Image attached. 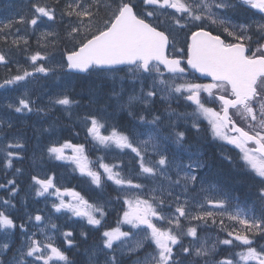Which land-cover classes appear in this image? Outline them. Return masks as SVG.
<instances>
[{
  "label": "snow or ice",
  "instance_id": "snow-or-ice-1",
  "mask_svg": "<svg viewBox=\"0 0 264 264\" xmlns=\"http://www.w3.org/2000/svg\"><path fill=\"white\" fill-rule=\"evenodd\" d=\"M42 26V50L30 51L26 29ZM0 42L9 49L0 50V65L13 63V49L28 64L0 82L18 93L0 104L3 167L13 169L25 149L11 117L43 121L58 107L69 117L74 107L89 109L80 119L92 150L105 153L92 161L85 144L70 139L39 149L41 162L73 165L90 195L58 184L51 170L30 175L24 198L22 169L0 182V264H264V0H28L26 14L0 20ZM81 73L71 93L59 82ZM49 79L60 91L40 83ZM181 102L193 111L172 108ZM117 112L127 130L107 123ZM201 117L212 141L239 149L248 192L213 179L206 144L189 140ZM114 150L129 151L131 161H108ZM28 196L43 198L48 213L29 211ZM112 205L116 226L105 227ZM53 216L89 231L61 230ZM92 230L99 242L88 245Z\"/></svg>",
  "mask_w": 264,
  "mask_h": 264
},
{
  "label": "rangeland",
  "instance_id": "rangeland-1",
  "mask_svg": "<svg viewBox=\"0 0 264 264\" xmlns=\"http://www.w3.org/2000/svg\"><path fill=\"white\" fill-rule=\"evenodd\" d=\"M7 2V0H6ZM61 2H63V0H61ZM51 3H55V0H53V2ZM12 13H9V17H11ZM2 20V19H0ZM39 31L40 32H43L42 28H39ZM57 31H61V34L63 35V32L62 30L59 28V25L57 27ZM8 47V46H7ZM63 47V45H62ZM59 56H60V52H57V59H59ZM189 79H193V78H189ZM59 82H64V83H67L69 85V88L71 86V82L70 80L67 79V77L61 75V79ZM58 82V83H59ZM197 82V81H196ZM41 84H48V85H52L51 87V92L53 94L57 93L58 91H60V89L58 87H56L55 85H53V81L51 79L47 80V81H44V80H41L40 81ZM203 83V82H202ZM119 87V85H118ZM68 88V90H69ZM129 89V88H128ZM44 91H47L48 89H43ZM130 90V89H129ZM2 94V101H3V104L6 103L7 99H10L12 98L13 96V92L11 91H2L1 92ZM11 95V96H10ZM48 101V97L47 96H43V103H47ZM158 107H161L160 105H158ZM174 108V107H172ZM176 109L177 111L179 112H192L193 109L192 108H189L186 106V104L184 102H181L180 106L179 107H176L174 108ZM54 113L56 114H64V115H67L66 113H64L59 107L53 111ZM74 110L72 109V114H73ZM52 113V112H51ZM0 115H3V114H0ZM118 117H121L119 115V112L116 113L115 117L112 118V119H108V121H117ZM57 118L59 119V121L63 120V118H59L58 116H56L54 119H52L50 116L46 117L43 121H41L38 117L36 118V123H35V132H45L43 131V129H47L49 128L50 126L53 127V130L51 132H46L45 133V143L44 144H39L37 141H34L32 143V153L29 155V162H30V166L34 169L33 172L31 174H39L41 176H43L46 172L43 170V166L39 163V160H38V155H39V149L42 148L44 145L48 144L50 141L52 140H58L61 136V132L59 130V128L57 127V125L55 124V121L57 122ZM12 119V118H11ZM181 123H184V122H181ZM22 125H24V123H22ZM46 126V127H45ZM190 127V122H188V125ZM200 126H205V129L203 131H201L199 134H194V133H189V140L190 141H194L195 139H198L200 141H203L204 143L208 142V140L210 139V136H209V125H208V121L207 119H204L203 117H201V124ZM13 134H17V139H20V141L23 143V135L22 133H13ZM218 142V144H223L222 141H216ZM232 148H234V146L230 145ZM3 147V144L0 143V148ZM221 149H223V151H228V147L227 145H224L223 147H221ZM206 153L208 154V152L206 151ZM116 158V155H111V154H108L107 155V159L113 161V159ZM3 160V152L0 151V161ZM60 164H62L63 166L66 165L67 162H62V161H59ZM226 161H222L221 164L223 165ZM212 167H215V166H212ZM225 168V164L223 165V167H221V170H223ZM230 171H231V174H232V177H233V181L231 182V186H246L247 189H250L249 188V184L247 182H245L244 180L241 179L240 176H238V172H236L235 168L234 167H230ZM212 172V176H213V179L215 180H218L224 187L225 189H227L230 185L227 183V182H223L221 181L216 173H214L213 171ZM220 173V172H218ZM28 176V184L24 186L23 188V191L21 192L20 196L21 198H24L26 193L29 192V185H30V175ZM61 176V174L59 175V177ZM57 177V183L60 184V185H63V186H66V184L64 182L61 181V178ZM24 182H26L24 180ZM66 187H69V186H66ZM4 195V194H3ZM2 196V195H1ZM28 209L30 211V208L35 204V203H32V196H28ZM45 200H43V206L42 208H45ZM48 213V209L45 208V212L44 214H47ZM53 220V218H52ZM227 223V221H226ZM64 224V223H62ZM68 228H71V229H74L76 233H78V231L81 230V226L80 225H77V224H73L71 223L70 226H68ZM204 235V234H202ZM208 236L209 233H207ZM213 239H215V237H212ZM211 242V241H210Z\"/></svg>",
  "mask_w": 264,
  "mask_h": 264
},
{
  "label": "trees",
  "instance_id": "trees-1",
  "mask_svg": "<svg viewBox=\"0 0 264 264\" xmlns=\"http://www.w3.org/2000/svg\"><path fill=\"white\" fill-rule=\"evenodd\" d=\"M62 46V45H61ZM60 46V50L62 51L63 50V47L61 48ZM83 79V77H78L76 78V83ZM80 89L79 88H76L75 89V92L76 93H79ZM77 99H79V96L77 95L76 96ZM84 102H82L83 104ZM79 113H80V117H83V115L85 114L86 111H88L89 109H86V108H76ZM122 117V116H121ZM119 119L120 122H122L125 118H121ZM57 123L62 126V131L63 133L65 134L64 136H61V139H71L72 137H74L76 139V142L77 143H82V144H85L86 148L88 149V156L90 157L93 150H92V143L89 141V139H85L84 137V133L82 130L79 129L78 127V124L73 120V119H64V120H61L59 121V119L57 118ZM66 132V133H65ZM76 133H79L78 135H76ZM30 135V142H34V141H37L39 140L41 137H42V133L41 132H35L32 130L31 134ZM208 152V151H207ZM210 153V152H209ZM209 159L210 158H214V153H212L211 155L207 154ZM92 158V156H91ZM221 167H219V171H220ZM76 178L73 180V183H75V181L78 179V182L80 181V176L79 174H76L75 175ZM83 182L87 183V181L82 178L81 179ZM21 187L23 188V184H21ZM119 212V205H114V209L112 208V211L110 212L109 216L106 218L107 219V224L106 226H113L115 227L116 226V221H117V214ZM87 231L88 228H86ZM98 240H99V232H93V233H90L89 232V238H88V241H87V244L89 245L90 243H98ZM79 242V241H78ZM83 245L81 247V250H83ZM69 256L70 258L72 259H77V257L73 256L72 253H69Z\"/></svg>",
  "mask_w": 264,
  "mask_h": 264
},
{
  "label": "bare ground",
  "instance_id": "bare-ground-1",
  "mask_svg": "<svg viewBox=\"0 0 264 264\" xmlns=\"http://www.w3.org/2000/svg\"><path fill=\"white\" fill-rule=\"evenodd\" d=\"M111 110V109H109ZM56 116H58L59 118H64V116L62 115H59V114H56ZM32 153V149L31 148H26L25 149V153H24V161L21 165H19V168L23 170L22 173H26V174H31L33 172V168L30 166V162H29V155ZM39 160V159H38ZM39 163L42 165V166H45L47 165V162H46V159L41 162L39 160Z\"/></svg>",
  "mask_w": 264,
  "mask_h": 264
},
{
  "label": "flooded vegetation",
  "instance_id": "flooded-vegetation-1",
  "mask_svg": "<svg viewBox=\"0 0 264 264\" xmlns=\"http://www.w3.org/2000/svg\"><path fill=\"white\" fill-rule=\"evenodd\" d=\"M239 122V121H238Z\"/></svg>",
  "mask_w": 264,
  "mask_h": 264
}]
</instances>
